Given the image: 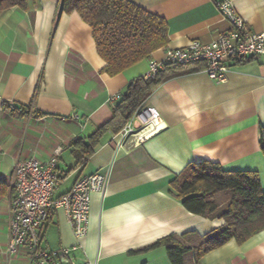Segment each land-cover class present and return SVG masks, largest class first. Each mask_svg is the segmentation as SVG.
I'll return each instance as SVG.
<instances>
[{"label": "crops", "instance_id": "crops-1", "mask_svg": "<svg viewBox=\"0 0 264 264\" xmlns=\"http://www.w3.org/2000/svg\"><path fill=\"white\" fill-rule=\"evenodd\" d=\"M130 1L167 20L169 43L113 77L101 72L106 63L91 26L77 12H62L61 0H28L25 9L15 6L0 16V264H31L25 249L6 254L13 168L29 157L47 162L60 151L55 198L111 166L104 194H92L88 234L70 264H171L165 247L143 249L172 234L205 235L222 225L191 213L170 191V182L192 162L257 171L264 191V54L231 61L223 83L211 79L203 63L192 64L167 79L139 111L155 108L160 132L117 154V134L107 132L88 162L77 164L72 141L112 118V95H123L152 61L164 62L168 50L194 40L210 43L231 28L216 0ZM234 5L253 31L264 33V0ZM41 238L49 250L79 243L63 209L51 211ZM200 264H264V230L243 244L229 241Z\"/></svg>", "mask_w": 264, "mask_h": 264}, {"label": "trees", "instance_id": "trees-1", "mask_svg": "<svg viewBox=\"0 0 264 264\" xmlns=\"http://www.w3.org/2000/svg\"><path fill=\"white\" fill-rule=\"evenodd\" d=\"M27 4L28 0H0V16L15 6L25 9ZM60 8L62 12L79 13L91 26L97 52L106 63L101 72L111 77L151 59L169 43L167 20L130 0H61ZM189 66L166 64L154 78L130 82L112 118L91 136L72 141L77 164L85 165L104 134H118L155 90ZM260 146L264 154L263 126ZM170 185V191L188 211L224 221L205 235L197 231L172 234L143 249L165 247L171 264H200L207 253L229 241L243 244L264 230V191L257 171L226 170L219 163L204 160L188 164ZM4 189L0 186V194Z\"/></svg>", "mask_w": 264, "mask_h": 264}, {"label": "built area", "instance_id": "built-area-1", "mask_svg": "<svg viewBox=\"0 0 264 264\" xmlns=\"http://www.w3.org/2000/svg\"><path fill=\"white\" fill-rule=\"evenodd\" d=\"M216 7L229 21L231 28L210 43L192 41L187 47L168 50L164 62L152 61L145 78H154L166 64L192 65L203 63L202 68L211 79L223 83L231 69L230 62L264 54V33L253 31L236 11L234 0H216ZM122 98L116 93L111 104ZM13 108L17 106L13 104ZM138 121L136 126L134 122ZM159 113L155 108L138 112L117 134L116 154L139 147L160 132ZM60 151L47 162L36 157L19 160L13 168V189L9 209L10 239L6 254L11 257L21 249L28 253L31 264H61L60 254L71 263V253L82 248L88 234L92 194H104L110 178V169L101 170L77 180L71 189L55 198L60 177L57 172ZM53 209H63L78 244L49 250L42 247L41 228ZM83 264H98L88 261Z\"/></svg>", "mask_w": 264, "mask_h": 264}, {"label": "water", "instance_id": "water-1", "mask_svg": "<svg viewBox=\"0 0 264 264\" xmlns=\"http://www.w3.org/2000/svg\"><path fill=\"white\" fill-rule=\"evenodd\" d=\"M59 260H60L61 264H69V262L67 261V259H65L63 254H60Z\"/></svg>", "mask_w": 264, "mask_h": 264}]
</instances>
